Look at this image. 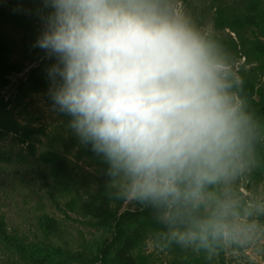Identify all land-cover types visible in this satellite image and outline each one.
<instances>
[{
  "label": "clouds",
  "instance_id": "9594fccd",
  "mask_svg": "<svg viewBox=\"0 0 264 264\" xmlns=\"http://www.w3.org/2000/svg\"><path fill=\"white\" fill-rule=\"evenodd\" d=\"M33 47L47 96L103 163L113 199L150 207L159 248L210 254L264 235V196L236 179L258 163L262 126L212 32L180 0H40Z\"/></svg>",
  "mask_w": 264,
  "mask_h": 264
},
{
  "label": "rangeland",
  "instance_id": "374dc122",
  "mask_svg": "<svg viewBox=\"0 0 264 264\" xmlns=\"http://www.w3.org/2000/svg\"><path fill=\"white\" fill-rule=\"evenodd\" d=\"M39 3L0 0V35L17 63L11 83L0 91V264H100L118 224L125 227L129 239H135L141 225L132 213L142 205L109 196L101 180L103 163L79 144L67 127L69 117L51 110L46 75L51 61L33 47L40 24L34 11H27ZM180 3L198 26L210 30L225 47L244 88L259 98L264 80V0ZM221 3L231 15L241 14L244 32L215 24ZM12 119L20 130L10 123ZM258 122L264 126V118ZM49 150L70 159L68 167L59 164L62 178L44 161ZM257 160L250 172L235 181L236 193L245 201L264 196V139L257 143ZM104 205L108 219L97 215ZM258 219L264 223V216ZM157 244L153 233L139 247L124 239L112 247L109 264H141L144 259L156 264H264V235L243 245L221 243L210 254ZM53 247L64 254L55 253Z\"/></svg>",
  "mask_w": 264,
  "mask_h": 264
},
{
  "label": "trees",
  "instance_id": "16d2710c",
  "mask_svg": "<svg viewBox=\"0 0 264 264\" xmlns=\"http://www.w3.org/2000/svg\"><path fill=\"white\" fill-rule=\"evenodd\" d=\"M225 3H221L217 7L216 17H215V24L217 26H231L237 27L239 31H245L246 24L241 17L240 13L235 12L233 15L230 14V8H227ZM17 19L18 16L15 15ZM17 71V63H13L11 60V53L10 47L5 40L2 39L0 35V91L6 88L12 81V76ZM240 95L246 99L248 108L251 112L254 113L257 120H261L264 118V80H263V92L261 93L259 98H256L254 95L251 96L249 92L244 88L243 84H241L240 88ZM1 105V104H0ZM10 123L16 130H20V124L17 120L12 119ZM44 161L48 164V166L53 168V174L58 177L62 178L61 171H63L60 163H64L66 167L70 164V159L66 156H60L56 151L49 150L44 155ZM59 180V179H57ZM101 180L103 177L101 176ZM104 181V180H103ZM106 205L102 206L100 213L97 214L101 219H108L107 213L104 211ZM135 216V219L141 225V229H138L136 232L135 239L131 240L126 236V229L122 225H117V232L115 235L114 241L109 243L104 249L101 256V263L100 264H109L110 261V254L113 246H117L121 244L122 241L125 239L128 241L130 246L139 247L144 242V239L148 237L149 234H155L158 232L162 225L158 224L156 221V213L150 207L141 206L136 212L132 213ZM125 217V214L122 215V219ZM55 253L57 254H64V251L59 247H53ZM120 251V249L118 250ZM121 252V251H120ZM141 264H156L148 259H144L141 261Z\"/></svg>",
  "mask_w": 264,
  "mask_h": 264
}]
</instances>
